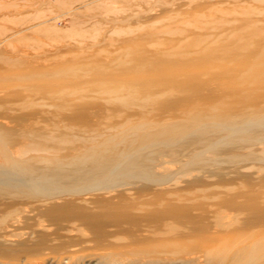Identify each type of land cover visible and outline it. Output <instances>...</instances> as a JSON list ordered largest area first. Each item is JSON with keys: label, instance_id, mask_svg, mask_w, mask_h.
Masks as SVG:
<instances>
[{"label": "bare ground", "instance_id": "6f19581e", "mask_svg": "<svg viewBox=\"0 0 264 264\" xmlns=\"http://www.w3.org/2000/svg\"><path fill=\"white\" fill-rule=\"evenodd\" d=\"M99 1L54 16L0 13V118L12 123L0 120V264H264L258 6L183 17L203 31L168 48L153 39L171 23L143 35L152 51L41 52L39 34L62 37V16ZM212 46L230 62L208 67L221 55Z\"/></svg>", "mask_w": 264, "mask_h": 264}, {"label": "rangeland", "instance_id": "374dc122", "mask_svg": "<svg viewBox=\"0 0 264 264\" xmlns=\"http://www.w3.org/2000/svg\"><path fill=\"white\" fill-rule=\"evenodd\" d=\"M0 13L1 12H12L20 14L21 11H30L32 13H35L36 10L39 9H46V13L49 12V16L54 15H61L62 13H65L66 10H69L68 8H73L76 6H80L82 4L88 3L90 0H64V2H60L59 0H45L49 3H42L43 0H0ZM52 1V2H51ZM160 1V2H159ZM28 2L29 5H28ZM60 2V5L58 4ZM168 3L163 6L164 3ZM218 2V3H217ZM248 2V3H247ZM9 3L11 6H7L5 10V5ZM62 3V4H61ZM104 3V4H103ZM106 4V5H105ZM232 4H240V5H253L257 7V10H255L256 14L253 15L254 19L259 20L257 23L260 28H264V2L262 1H254V0H102L99 1L97 4L90 3L87 4L84 7L78 8L76 11H74L73 15H64L60 18L59 26L62 30H65L66 33L63 34L62 37L56 38L55 40L52 38L45 37L43 35H36L39 37V39L49 43L50 45H53L49 47V43L44 45L41 50V52L47 54V49L53 51V47L55 45H63L67 46L69 52L71 51L72 54H76L77 52L86 54L84 56L93 55L97 52H101L103 49L108 50H117V51H126V48H137L139 46H145L148 47L149 41L151 42L150 38L143 37V35L147 34H153L157 33V30L161 29L164 25H167L168 23H171L169 25L173 26L171 32H166L165 30L162 32H158L156 34V37L153 39L154 41H158L162 44H165L166 47L175 46L180 37L182 35H187L189 37L200 34L203 30H194V27H181L178 25L180 20L182 18H189L190 21H193L194 15L197 13V11L200 13H208L213 12L214 16L218 19L221 15L219 13L215 14V5H222L224 8H230ZM16 5V6H15ZM52 5V6H51ZM4 6V8L2 7ZM19 6V7H18ZM96 6V7H95ZM100 6V7H99ZM166 6V7H165ZM214 6V7H213ZM227 6V7H226ZM28 7V8H27ZM165 7V8H164ZM168 7V8H167ZM10 8V9H9ZM2 9V10H1ZM107 9V10H106ZM116 10L115 12H112L110 10ZM18 10V11H17ZM187 12V13H186ZM190 12V13H189ZM169 15H168V14ZM177 13V14H176ZM185 13V14H184ZM141 14V15H139ZM187 14V15H186ZM174 15V16H173ZM181 16V18H180ZM117 22L112 23L110 22V19L115 18ZM137 18V19H136ZM170 19V20H169ZM122 20V21H121ZM156 22V23H155ZM178 22V23H177ZM154 23V24H153ZM176 23V24H175ZM151 24L153 26H151ZM9 25V24H8ZM138 25H142L143 28L138 31L136 28ZM119 28L122 30L132 29L133 34L131 33H119L118 35L115 33H112L110 36V31L112 29ZM94 29H97L99 39L96 43H91L90 36L94 34ZM111 29V30H110ZM80 34H85V36L82 38L79 37ZM101 34V36H100ZM106 34L109 35L111 38L113 37L114 41L110 44L105 40L103 42V37ZM122 34V35H121ZM97 36V37H98ZM103 36V37H102ZM127 37H130L132 41H129L128 43H124L123 40ZM137 39V40H136ZM147 39V40H146ZM92 40V39H91ZM123 42V44H122ZM107 43V44H106ZM25 45V46H24ZM14 49L19 50H25L28 52L34 51L33 48L25 44H15ZM6 51L10 50L12 48L11 45L6 46ZM25 48V49H24ZM86 48V49H85ZM31 51H29V50ZM39 49V50H40ZM148 50L152 51V48H147ZM46 50V52H44ZM216 50L219 58L211 57V63L208 65L212 67H221L222 64L229 63L230 59L228 56H222V54H225L226 52L231 53V51H224L221 50L218 47L212 46V49H208V51ZM76 52V53H75ZM232 52H235L233 49ZM104 53H101V56L103 57ZM48 55V54H47ZM53 56V55H52ZM53 58V59H52ZM43 60L42 58L38 60V63H45L51 64L56 61L54 57H51L50 59ZM251 60V59H250ZM249 60V62H250ZM41 61V62H39ZM185 63L188 64V66L193 64H198L202 61H207L206 54H202L200 56H190L187 58V60H184ZM48 62V63H47ZM31 63H37V61H32ZM43 63V64H44ZM44 64V65H45ZM248 63H244L243 65H247ZM0 65H3V63H0ZM206 71V70H204ZM218 79L216 77L212 78H205L202 81H204L205 85L209 86L210 84L217 85ZM220 83V82H219ZM3 119V120H2ZM0 120L9 123V125L12 123L4 118H0ZM116 121V119H114ZM41 122V121H40ZM101 122V121H100ZM92 126L90 128L97 129L100 125L98 121H92Z\"/></svg>", "mask_w": 264, "mask_h": 264}]
</instances>
